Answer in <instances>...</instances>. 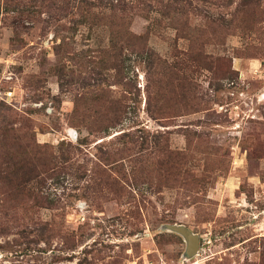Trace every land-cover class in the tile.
I'll return each mask as SVG.
<instances>
[{"label": "rangeland", "instance_id": "obj_1", "mask_svg": "<svg viewBox=\"0 0 264 264\" xmlns=\"http://www.w3.org/2000/svg\"><path fill=\"white\" fill-rule=\"evenodd\" d=\"M161 1L0 0V129H17L0 157L26 146L43 173L19 202L0 192V264H264V0H186L182 31ZM114 14L145 40L111 55ZM112 101L121 125L92 133ZM104 176L123 190L96 191ZM166 224L199 234V255Z\"/></svg>", "mask_w": 264, "mask_h": 264}, {"label": "trees", "instance_id": "obj_2", "mask_svg": "<svg viewBox=\"0 0 264 264\" xmlns=\"http://www.w3.org/2000/svg\"><path fill=\"white\" fill-rule=\"evenodd\" d=\"M185 1L186 0H170L169 2L171 3L168 4V2H165L164 0H162L159 3V6H158L159 9L157 8L159 13H161V16L165 17L170 22V24L176 29H178L179 31H182L184 28H187L188 30H192L188 23V19L191 17V12L189 8L190 4L184 3ZM90 12H91L90 9L84 8L82 15L84 16L85 19H88L87 15ZM110 17L112 18L116 17V22H115L116 26H114L112 30L113 34H112L111 39L114 45L110 51L111 55L113 53L119 54V51L121 50V48L122 49L125 48L121 46V44L124 41L126 42L128 40L131 42L132 40H137V39L145 40V36L136 37L135 35L127 31V27L125 26L127 22L126 17H119V15H116V14ZM211 23L214 26L215 31H217L215 22L211 21ZM125 42L123 44H125ZM144 53L148 55V58L150 61L154 60L155 56H157L156 53H154L152 50L144 51ZM227 73L228 72H223V75ZM107 105H108L109 114L105 116L104 118H98L97 120H94L96 124H89L88 122L89 117H86L85 115V106H82V107L79 106L76 111L77 112L76 116L78 118L77 121L80 123L81 122L86 123L87 121V124L90 125V129H91L90 131L92 133H98V134L109 133L111 129L117 128L119 125H121L128 111H127L126 105H124L123 102L121 101L120 102L112 101L111 103H108ZM0 132L1 134H3V136H5L7 140L11 139L9 135L10 133L17 135V129L9 130L8 127L6 126L0 129ZM22 147H23L24 155L26 153L30 155V152L28 151V149H26V146H22ZM4 149L6 150L3 152V154H1L0 159H2V162H0V166H2L3 163L5 162L8 164L10 163H14V164H13V170L10 171V176L6 177L5 180L1 181L3 182V185L1 184L2 188H0V192L6 191L5 187L8 186V192L6 191V193L10 194V196L13 197L14 200L18 201L16 195L21 194L19 191L30 192L28 187L34 182H37V183L40 182V185H42L41 177L43 173L38 169L40 158L37 156L36 150H35V153H36L35 156L33 158L31 157L27 159L26 157L23 158L24 155L23 157L18 158L17 155L19 153L11 152L8 146L4 147ZM163 151L164 153L162 152V150L155 149L153 154L158 155L157 157L158 159L157 161H155V163L165 164L168 162V160H171L173 156L175 155V153H173L172 151L170 152L169 149L167 148L164 149ZM160 153L163 154V156H161ZM117 155H118L117 153L108 155V157L106 158L107 162L110 163L112 161V158L114 156L116 158ZM58 167L60 169H57ZM63 169L64 168L59 166L58 160H54L51 157V179H55L56 177H58L59 179L60 174ZM102 179H103L102 183L101 182L97 183L95 187L96 191H101L103 185L107 186L110 190L114 192L120 191L121 189L123 190V186H121V184H117L120 182H118L116 179L114 181H111V178L107 176H104ZM40 188L42 189L43 186H41ZM118 193L121 194V192H118ZM29 194L33 196L34 198L33 200L35 201L37 205H45L42 200L43 197L40 193L36 194L35 192L33 193L31 192ZM52 205H54L53 202H51V206Z\"/></svg>", "mask_w": 264, "mask_h": 264}, {"label": "water", "instance_id": "obj_3", "mask_svg": "<svg viewBox=\"0 0 264 264\" xmlns=\"http://www.w3.org/2000/svg\"><path fill=\"white\" fill-rule=\"evenodd\" d=\"M164 230L181 236L186 242L185 259H192L199 255L201 249V237L190 228L181 224H166Z\"/></svg>", "mask_w": 264, "mask_h": 264}]
</instances>
